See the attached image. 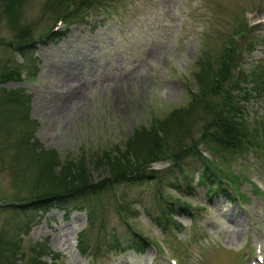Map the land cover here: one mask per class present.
I'll return each mask as SVG.
<instances>
[{"label": "rangeland", "instance_id": "1", "mask_svg": "<svg viewBox=\"0 0 264 264\" xmlns=\"http://www.w3.org/2000/svg\"><path fill=\"white\" fill-rule=\"evenodd\" d=\"M8 2L0 0V264H252L258 254L263 263L255 264H264V0H22L17 21L5 11ZM84 2L89 9L80 15L90 21L68 18ZM66 13L65 28L55 21ZM28 26L31 40H43L23 53L10 48ZM52 26L62 28L60 38L48 36ZM225 43L239 55L232 90L247 94L232 116L247 142L235 148L213 136L219 129L207 123L213 113L206 105L194 106L190 118L185 110L203 66L221 68ZM10 69L19 78L4 81ZM5 95L19 100L7 104ZM173 113L178 120L169 129ZM155 126L171 151L195 144L231 184L234 202L209 200L198 180L201 163L187 155L180 163L195 185L191 194L170 187L171 164L162 158L147 164L158 176H120L80 197L93 220L86 211L65 218L55 207L19 209L55 173L68 178L84 169L98 182L114 172L106 154L118 164L122 153L134 165L149 158L150 143L133 150L128 141ZM172 200L189 210L163 224L160 209ZM130 229L149 240L143 252L112 247L114 235L125 246Z\"/></svg>", "mask_w": 264, "mask_h": 264}, {"label": "trees", "instance_id": "2", "mask_svg": "<svg viewBox=\"0 0 264 264\" xmlns=\"http://www.w3.org/2000/svg\"><path fill=\"white\" fill-rule=\"evenodd\" d=\"M5 7V11L11 13V16L13 20L17 21L18 19V12L16 11L22 0H8ZM70 2V0H68ZM87 2H84L79 7H76L73 9L74 11L69 12L68 18L76 16H81L80 12L85 11L89 9V7L86 6ZM89 5V3H88ZM16 7L14 10L13 8ZM12 11H14L12 13ZM70 15V16H69ZM63 18L66 20L67 13L62 15ZM16 18V19H15ZM30 27L23 29L21 31V34L16 36V40L20 39V42H15L13 44H10V48L16 49L20 51L21 53L27 51L32 44L36 42V40H31L29 37ZM63 33H50L48 35L49 37L53 38H60ZM42 35L39 36L38 40L41 39ZM226 45L224 48L227 50L225 53H223L219 59V63L222 64L221 68L216 70L217 73H214L210 68H205L203 66V69H201V77L198 78L197 74V80L196 81L199 84L198 93H193L195 95V98L192 100V104L188 107L186 110V116L190 118V116L193 114L192 109L195 108L194 106L203 107L204 110H206V106L210 109V111L213 113V117L210 121L207 123L212 125L218 126L219 132L215 130L216 133H219L220 135H215L220 140V144L222 146L226 147H242L243 143H246L245 140L246 134L244 131H239L238 129V121H235L232 116H236L240 114V111H242L241 106L243 105L242 99H245L247 94L244 92L243 94L237 93L236 90H232V88H236L239 84L240 80L237 81V76L232 75V72H230L232 67L235 66L236 62H238V50L236 48H233L234 45L232 43H225ZM228 45V46H227ZM11 70V69H10ZM252 71V70H251ZM215 74V75H213ZM252 75L255 76V74ZM19 74L17 71L11 70L6 73L1 74V78L4 81L9 80L10 78H18ZM204 78V79H203ZM200 79V80H199ZM227 81V84H225ZM231 85V86H230ZM232 90V91H231ZM208 93H214L215 96H218V99L216 102L210 101V97L207 95ZM221 95H220V94ZM236 94V95H234ZM197 95V98H196ZM6 96L7 104H15L17 101L13 100H19V98H13V100ZM207 97L208 100L206 99ZM238 97V98H237ZM240 99V102H239ZM206 105V106H205ZM200 109H196V113ZM203 110V111H204ZM173 117V118H172ZM172 117L170 120H172L169 126V129L173 126L174 122L173 119L178 118L174 113L172 114ZM192 117V116H191ZM169 120V121H170ZM158 125V124H157ZM184 126V125H182ZM186 127L184 126V129ZM217 129V130H218ZM158 130L159 126H155L151 128V135L147 132H135V135L128 141L130 143L131 147H135L137 143L144 144L143 142L150 143L149 148V158L143 159L139 164L134 165L130 162V159L128 155H125V153H122L123 161L118 164V159L111 157L109 154L104 155V159L102 161H105L112 166V171L110 172L111 178L100 180L98 182H92L90 181V176L88 174L87 170L81 169L79 172H75L71 165L69 168H72L73 170H69L68 167H66L69 170L68 178L61 177L57 173L54 175L46 177V180H43L39 183L38 188L41 189L40 192L35 193L33 196H31L26 203L19 206V209L22 212L31 211V214L37 213L39 211H46L50 209L51 207L58 208L62 211H64L65 215L70 214L74 210L77 211H86L87 205H83L80 203V200L84 197L90 195V193L94 194L97 187L101 184H104L107 181H115L120 176L123 177L124 175H129V177L133 179H142V178H152L153 176H158L160 172L159 170L149 168L147 167L148 163L153 161H159L162 158L165 160L170 161V166L166 168L170 175L172 176V182H170V187L175 188L176 190L191 194L193 186L191 185V178L188 176L187 172L181 166V160L184 156L191 155L194 159L198 160L199 166L196 168L198 171V180L199 184H206V193L207 198L211 200L212 198L216 196H224L226 197L230 202H234V197L232 196V192L230 191V183L228 181L223 180V178L210 167V163L207 161V159L204 157V155L201 153V150L195 146V144L189 145V146H183L181 149L176 150L174 152L171 149L166 148L163 146V139L161 136H158ZM161 132V131H160ZM163 132H166L165 129H163ZM209 134V133H207ZM148 135V136H147ZM147 139V140H146ZM152 140V144L150 140ZM145 140V141H144ZM220 144H217L221 146ZM134 150V148H133ZM132 150V151H133ZM165 150L168 154L165 153ZM165 153L166 156L163 154ZM74 164V163H73ZM136 164V163H135ZM56 166H51L48 170H52L53 167H59L60 164H55ZM75 165V164H74ZM128 168V169H127ZM128 170H131L127 172ZM57 174V175H56ZM103 195V194H102ZM81 197V199H80ZM101 200V195L99 196ZM80 199V200H79ZM102 203V202H99ZM188 210V206L186 203L179 201V200H172L171 202L167 203V206L161 207L160 213L162 217H165L163 220V224L167 223L168 218H170V213H175L178 215H182L183 212ZM87 219L93 220V214L92 212L86 211ZM155 222L161 226L162 219L160 217H155ZM167 226V225H166ZM131 239L123 246L118 239L117 236H113V239L111 241L112 247L115 250H123L130 249L137 253L143 252L145 247L149 245V240L142 236L141 233L137 232L136 230H131ZM81 236V235H80ZM79 236V246L81 248V252H85L87 250V246L85 244H82L81 237Z\"/></svg>", "mask_w": 264, "mask_h": 264}, {"label": "bare ground", "instance_id": "3", "mask_svg": "<svg viewBox=\"0 0 264 264\" xmlns=\"http://www.w3.org/2000/svg\"><path fill=\"white\" fill-rule=\"evenodd\" d=\"M71 69V68H70ZM60 82V81H59ZM62 84V83H61Z\"/></svg>", "mask_w": 264, "mask_h": 264}]
</instances>
